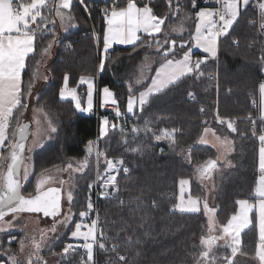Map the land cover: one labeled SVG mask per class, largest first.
<instances>
[{
	"label": "trees",
	"instance_id": "trees-1",
	"mask_svg": "<svg viewBox=\"0 0 264 264\" xmlns=\"http://www.w3.org/2000/svg\"><path fill=\"white\" fill-rule=\"evenodd\" d=\"M253 1L258 2L250 0L229 33L220 37L217 56L210 57L201 65L200 72L203 75L195 73L183 77L164 91L154 94L143 110L135 113L136 118L126 125L119 118L108 116L121 126L109 129L103 138L98 136L97 148L105 153V156L99 157L98 170L100 173L105 172L106 158H123L124 163L115 174V197L104 199L98 204L99 234L103 232L106 247L99 249L98 246L97 264L122 263L118 260L119 255L127 258V264H195V258L202 251L200 237L206 231L205 217L201 212H180L173 206L176 204L180 179H189L191 194L200 195L202 189L197 181V168L209 159H216L215 149L198 141L206 127L232 138L235 144L229 155L232 166L217 179L219 183L214 191L216 219L226 223L236 210L237 200L255 199L253 190L259 175L260 145L257 137L252 134L253 125L249 114L251 117L256 116L258 136L264 124L257 119L258 107H253V101L257 102L259 84L264 78L261 71L264 67L261 63V57H264V32L257 29L261 22L260 10ZM150 7L155 15L167 18L163 25L164 32L156 38L167 34L168 23L189 13L190 25L180 34L187 35L191 40L195 12L199 8H192L190 0L184 2L178 14L172 3L169 6V0H157ZM89 10V17L80 8H77L78 17L71 11L76 27L57 37V50L50 62V82L37 95L40 106L48 109L47 112L52 116L56 131L49 141L35 151L33 160L36 168L43 164L45 166L44 161L48 165H62L66 158H82L86 155V145L89 141L93 143L98 135L99 121L94 115L81 114L71 100L59 97L65 74L69 77L70 87L77 86L80 76L95 78L98 90L102 87L111 90L121 115L126 116L130 94L128 84L135 95L147 84L163 59L155 57L142 84H133L130 78L136 72V64L149 55L147 47L142 45L143 40L149 38L144 35L142 42L135 48L111 47L107 51L109 57L104 54L103 71H97L105 20L98 15L95 7ZM257 15L258 24L255 20ZM93 30L98 34L97 41L92 35ZM44 34L46 31L37 34L35 51L26 59V67L22 72V104L25 101L24 91L32 84L35 66L47 45L46 41H42ZM189 93L193 95L189 96ZM201 106L204 107L203 113L199 109ZM55 110L58 112L55 113ZM19 112L20 107L18 111L14 110L11 120L10 130L14 136L22 120ZM217 113L225 118L237 117V131L231 132L227 125L218 124ZM100 115L104 117L107 113L100 112ZM164 127L178 130L174 140L168 138L156 141L155 136ZM133 128L139 131L133 133ZM131 148H139L140 151L133 153ZM124 168L128 169L127 173ZM93 179L92 160L83 173L75 176L72 211L77 217L80 211L87 208L88 184ZM257 242V231L253 223L241 234L239 252L253 258ZM60 251L62 253L63 249ZM220 258L217 264H225L224 257ZM2 261L7 262L0 255Z\"/></svg>",
	"mask_w": 264,
	"mask_h": 264
},
{
	"label": "snow or ice",
	"instance_id": "snow-or-ice-1",
	"mask_svg": "<svg viewBox=\"0 0 264 264\" xmlns=\"http://www.w3.org/2000/svg\"><path fill=\"white\" fill-rule=\"evenodd\" d=\"M83 3V0H81ZM192 8H196V0H191ZM215 3L220 5L218 8H200L195 12V33L191 35L190 41H184L182 38L179 43V50L182 53L180 58H177V40L165 34L164 42L161 43L160 39L156 38L157 34L164 32L163 25L165 24L166 17H159L154 14L153 9L145 4L139 7L134 0H128L125 7L113 6L111 11L104 10V20L106 28L103 33V46L104 51L107 52L113 44L132 45L134 48L138 43H141L140 33H144L150 38L148 47H152L153 43L156 45L155 51L161 54L163 59L159 62V67L155 70V75L151 77V83L148 84L144 91L139 93V96L130 94L127 101V112L133 113L139 107H143L149 102L154 94L160 93L167 89L170 85L175 84L181 78L199 73L201 65L206 62L209 57L215 58L217 56L218 44L220 37L229 33L230 28L238 20L241 11L246 9L250 0H215ZM51 4V6H50ZM72 0H31V2H20L17 0H0V148L5 146V141H8L9 154L7 157L0 155V161L7 162L6 171L0 172V222H5L8 227L12 226L11 221H5V217L11 213L13 220L16 219V213L30 212L42 213L45 217L56 218L61 215V190L57 187H47L45 184L52 179L51 175L45 176L41 174V179L38 180L35 193H29L27 196L21 192L20 168L24 162V151L26 145L25 131L28 125H19L17 138L9 140L10 122L14 116V110L18 111L19 107H27L22 105V72L26 67V59L29 54L35 51V42L37 34L47 31L49 23L48 17L43 14V9H48L49 12L54 11L55 15L59 18L62 26L71 25L73 17L70 14ZM171 7V0H169ZM258 7L260 10V24L261 32H264V0H258ZM67 10V11H65ZM180 11L177 6L176 14ZM190 18V17H189ZM55 23V21H51ZM35 25L36 27H33ZM172 32L183 31V27L178 30L171 29ZM54 36V33H53ZM71 47V44L68 45ZM52 47V42H49L46 48L43 49L44 53ZM187 47V50H184ZM195 47L201 49L207 56L199 58L195 61L192 59L191 49ZM147 57L145 60L147 61ZM261 63L264 64V57H261ZM105 62L102 59L100 62L99 70L103 71ZM149 67L144 64L141 68L140 77L137 83H141L144 79V69ZM264 72V67L261 68ZM69 77L65 74L64 86L60 89V97H71L75 103V107L82 112L90 111L92 108V94H93V81L91 78L86 79L80 77L81 84H87L88 88V107L81 106V101L76 95V89H69L67 87ZM106 94V99L111 100V103L117 105V100L114 94L105 87L103 89ZM260 93V108H259V121L264 124V82L259 84ZM189 93V96H192ZM255 104V101H253ZM38 111L43 112V109ZM200 111L203 113L204 109ZM117 116L121 115L119 107L116 108ZM19 118L17 117V120ZM249 119L252 121V134L256 136L259 141V158H258V178L256 180L253 194L255 199H239L236 201V211L228 218L226 223H220L216 219V209L209 207L207 200L203 201L204 213L207 216V229L208 235L200 237V244L202 251L199 256L195 258V264H217L216 257L213 255V249L219 240L231 239L232 243L228 245L231 248V256L224 257L227 264H234L233 257L236 256L239 250L241 232L248 228L249 225L255 224L258 231V240L256 244V258L260 264H264V127L260 128L259 135L257 136L256 124L257 120L252 119L249 114ZM216 122L221 125H227L231 132H236L235 121L230 118L221 117L218 113L216 115ZM112 129L116 128L115 124L110 126ZM49 128L51 132H55V127L51 126L49 120ZM151 131V129H147ZM109 131V123L107 119L103 120L100 128V138L107 135ZM139 129L133 128L132 132L136 133ZM176 128L164 127L159 129V135L155 136L156 141L161 139L171 138L174 140ZM212 132L213 136L223 149L222 155L226 157L227 153L232 150L233 142L227 136L221 138L217 136L215 131L209 128H204V133ZM202 143H208L204 137H201ZM127 143V141H125ZM216 146V145H214ZM133 153L140 151L139 148H131ZM93 151L92 141H89L88 153L91 155ZM96 156L99 159L105 156V153L97 149ZM220 157L216 159H209L203 165L197 168V172L201 179H209L213 172L218 168ZM230 163V161H225ZM123 158L119 160L107 159L105 168V177L103 178V187H115L117 176L113 175L114 171H118V166L123 165ZM88 166V159L80 163V166L73 169L74 171H83ZM72 169L73 166H67ZM58 171L61 169H57ZM49 170H45L48 172ZM127 173L128 169L124 168ZM28 177V169L24 168V179ZM98 178H100L98 176ZM65 182L60 181L63 185ZM180 198L179 202L173 207L185 212H198L200 211V198H193L191 195L185 200L184 192L189 185V180L180 179ZM92 185H89L91 188ZM107 195V192L104 193ZM67 200L71 206L73 201V194L71 191L67 193ZM93 210V204L89 200L87 203V210L79 212L81 221L88 216V213ZM71 211V209H70ZM71 220V215H65L63 221L59 223L67 224ZM98 220H92L90 223L77 222L75 230L71 232L72 237L82 238L84 243L82 247L87 250V260L92 264L94 260L93 248L94 245L99 246L100 249H105L106 245L103 239V232L97 236ZM219 229V235L215 234ZM2 230V229H0ZM55 232V225L51 229ZM43 235L41 241L36 242L33 240V247L38 252L43 243ZM21 250L25 246V241L20 242ZM72 248L68 245L63 249V253L67 254ZM115 251V246L113 247ZM12 264H18L14 256L10 257ZM40 257H36L34 261L32 255L29 256L27 264H36ZM118 260L122 264H127V258L124 255H119ZM7 264V262H5Z\"/></svg>",
	"mask_w": 264,
	"mask_h": 264
},
{
	"label": "rangeland",
	"instance_id": "rangeland-1",
	"mask_svg": "<svg viewBox=\"0 0 264 264\" xmlns=\"http://www.w3.org/2000/svg\"><path fill=\"white\" fill-rule=\"evenodd\" d=\"M147 1H148V3H146ZM155 1H157V0H137L134 2L139 3L141 6H144L145 4H148L149 6H151L152 4L155 3ZM52 2H56V0H52ZM253 3L255 5H258L257 1H253ZM50 6H51V4H50ZM119 7H125V6L121 5ZM77 8H80V9H82V11H84L79 2H77L76 0H72V6H71V10H70L71 16L73 13L74 15H76L78 17ZM89 9L90 8L87 9L88 13L90 11ZM65 11H67V10H65ZM71 11H72V13H71ZM43 14L48 17L49 23L47 25L48 30L46 31V34L42 35V37H43L42 41H46L47 45L49 44V42H52V47L48 50L47 53H44V52L41 53L40 59L35 66V70H34V74H33V82L27 88V90L24 91V94H23L25 101L22 105H27V107L21 106L20 112L18 114V115H20L19 116L20 119L24 118L26 121L28 119H30L32 121V127L30 130V137L26 143V149L24 152V162H23V165L21 168V173H20L21 180H22L21 181V183H22L21 184L22 185L21 192H23L22 194H24L25 196H27L29 193H35L37 182H38V180L41 179V174L44 173L45 176L51 175L52 179L49 180L47 184H45V188H47V187L60 188L61 197H62L61 198V206H62L61 207V215L59 217L52 218V217H45L44 215L42 216L41 213L20 212V213L15 214L16 219L13 220V218H12L13 214L9 213L5 217V221H11L12 226L8 227L5 222H0V229H2V230H0V255L5 257L9 264H12V260L10 259V257H12V256H14L16 258L18 264H27V261H28L30 255H32V258L34 261L36 260L37 256L40 257V259L36 262V264H60L61 259H62L60 249H63L65 243L66 244L68 243L67 236H66L67 232L70 229H72V231L75 230V224L77 222H82L81 219L79 220V213H78V217H77L76 213L74 211H72V209H74V207H73V204H71V206L69 205V202L67 200V193H68V191H71L72 193H74V191L76 189L74 186L75 185V176L77 174L83 173L89 167L92 160H93L94 171H95V163L98 164V161H99V159L96 156L97 150L94 146L96 144H95V142H93L92 143L93 151H92L91 155H89V153H88L89 144H87L86 148H85L86 155L83 156L82 158H79V159L66 158L62 165L61 164L48 165L47 162L44 161L45 166L43 164V165H39V167L36 168V165L34 164L33 155H34L35 151H37L41 146H43L47 141H49L53 137V135L55 134V132L50 131L49 120L51 121V126L55 127V129H56V124H54V122L52 121V116H50V114L47 112L48 109L43 108L38 103L37 95L41 91H43L47 87L46 85L50 82L51 78H50L49 72L52 71V67L50 66V62L52 61L54 54L57 50V47H56L57 37L59 35L66 33L69 30L76 27L74 19L71 21V25L62 26L59 18L55 15L54 11L49 12L47 9V11H43ZM85 14L87 15L86 12H85ZM88 17H89V15H88ZM189 17H190L189 13H185V14L177 17V19L173 23H168L167 30H166L167 34L171 38H175L177 40V52H176V54L180 51L178 46H179L181 38L184 41H189V37L187 35L180 34V31L172 32L171 29L176 28L179 30L181 28V26L182 27L185 26V28L189 27V25H190L189 24ZM53 20L55 21L54 24L51 23V21H53ZM255 20L258 24V22H259V16L258 15L256 16ZM79 21H80V19H79ZM33 27H36V26L33 25ZM184 29H183V31H185ZM257 29L259 30V26L257 27ZM94 32L97 34V32L95 30H94ZM53 33H54V36H53ZM38 34H41V33H38ZM165 34L163 35V37L159 38L162 44L164 42ZM97 37H98V34H97ZM44 38H46V40ZM94 39L97 41V38L94 37ZM149 42H150V38H145L143 40L142 45L144 47H147L146 52L149 55L144 56L136 64V69H135V71H137L136 75L137 74L140 75L142 66L144 64L149 65V67L144 69V77H145L144 79H146L147 74L149 72V69L151 68V66L153 64V62H152L153 59H155V57L163 58L162 53L161 54L156 53V51H155L156 45L154 43H153L151 48L148 47ZM47 45H46V47H47ZM100 47H101V50L99 53L100 56L98 55L97 71H98L99 66H100V62H101L100 60H102V59L104 60L105 59L104 54L107 53V52L105 53L104 46L102 47V44ZM141 48H138V49L141 50ZM181 55H182V53H180L176 56H177V58H180ZM106 57H109V56H106ZM145 57L148 58L147 61L145 60ZM263 74H264V72H263ZM80 77L78 79L77 86L70 87L67 84V87L69 89H72V88L76 89V95H77L78 99L80 101L83 100V105L81 103V106L84 108H87L88 107V101H89L88 88H87L86 83L82 84L83 86L85 85L84 87L87 90V94L85 96H82L79 94L80 93V87H81L80 86ZM83 77H85V76H83ZM87 78H93V77H87ZM138 78L141 79L140 76H138ZM93 79L95 80V78H93ZM63 83H65V81ZM63 83H62V85L64 86ZM62 85H61V87H63ZM104 88L105 87H102L100 89V93H99L97 87L95 86V84L93 82V94H92V108H91V110H95L96 108H100L101 110H103L105 104L111 102V100L106 99V94L103 91ZM66 97L68 99L72 100L71 97H69V96H66ZM190 99L192 100V97ZM256 103L257 102L255 101V104ZM73 104L75 106L74 102H73ZM257 107H258V105H257ZM201 108L204 109V107H202V106L199 109H201ZM39 109H43V112L38 111ZM54 112L57 113L58 110H55ZM79 112L82 113V111H79ZM86 112H88V111H86ZM257 114H258V112H257ZM134 116H135V114H134ZM232 119L236 120L238 123L237 117H234V118L232 117ZM252 119H256V116H253ZM103 120H105V118L102 117L100 119V124H99V126H100L99 127V135H100L101 123ZM216 135L220 136L221 138L225 137V135H221L218 133H216ZM202 136L204 137V139H206L208 141V143H202L201 142ZM228 139H230L233 142V144H232V150L230 152H228L226 157H225L224 155H222L223 149L219 146V143L216 140V137L213 136L212 132L210 131L208 133H204V130H203L198 141L201 144H206V145L212 146L215 149L216 158L220 157L219 162H218L219 168L213 172L212 176L209 179H201L200 176L198 175L197 181H198V183L202 189V192L200 193V195L193 196L191 194L190 181H189V185L187 186V188L184 192L185 200L188 198L189 195H191L193 198H200V201H201L200 202V211H198V212H201L204 215L205 220H206V231L204 233L205 236L208 235V229H207L208 221H207V216L204 213L203 201L206 199L209 207L215 208L217 210L216 206L214 205V191H215V189L219 183V181L217 179L220 177L222 172L228 170L232 166V162L229 159V155L233 152L235 144H234V141L232 138L228 137ZM12 140L14 141L15 137ZM214 145H216V146H214ZM8 149H9V147L7 148V151H6V154L4 155V157L8 156V154H9ZM60 157H61V155H60ZM86 157L88 159V166L83 171H79V172L74 171L73 169L79 167L80 163L82 161H84ZM55 159H57L56 155H55ZM226 160L230 161V163H226L225 162ZM7 162H9V161H0V172L6 171ZM69 164H71L73 166L72 169H69L67 167ZM25 167H27V169H28L27 179H24V168ZM58 168L61 170L58 171L57 170ZM118 168H119V166H118ZM46 169L49 171L45 172ZM116 172L117 171H114L112 174L115 175ZM61 180L65 182L63 185L60 184ZM187 180H189V179H187ZM89 185L90 184H88V187H89ZM83 195H85V193ZM180 195H181L180 185L178 183L176 203L179 202ZM77 204L79 205L80 203H77ZM77 204H75V205L77 206ZM70 209H71V211H70ZM80 209H82V208H80ZM177 210L180 212H185V211H181L179 209H177ZM65 215H71V220L68 221L67 224L57 222V221H63ZM215 215H216V213H215ZM99 221L100 220L98 219V224H99L98 226H100ZM73 222H74V226H73ZM54 225L56 228L55 232L51 231V229L53 228ZM256 231H257V229H256ZM71 232L69 233V239L72 240L73 242H76V244L80 243L81 245H83V243H84L83 239L72 237ZM242 232H241V234H242ZM215 234L219 235V229H217ZM241 234L239 236L240 242H241ZM7 235L9 236L8 237L9 239L7 238ZM42 235L44 237L43 243H42L41 248L37 252L33 247V240H35L36 242H40ZM98 235H99V231H98ZM257 239H258V231H257ZM21 240L25 241V246H24L23 250H21V246H20ZM258 242H259V240H258ZM231 243H232L231 239H228L227 242L225 240H219L217 242V245L213 249V255L216 257V261L221 260L220 257H225V254H226V256H231V248L228 247V245ZM255 253H256V249H255ZM233 261L236 264H260L259 260L256 258V255L253 258H248V257H245L243 254H241L239 252V250L237 251L236 256L233 257ZM0 264H5V262L2 261V262H0ZM87 264H89V262ZM112 264H122V263H112ZM225 264H227L226 261H225Z\"/></svg>",
	"mask_w": 264,
	"mask_h": 264
},
{
	"label": "built area",
	"instance_id": "built-area-1",
	"mask_svg": "<svg viewBox=\"0 0 264 264\" xmlns=\"http://www.w3.org/2000/svg\"><path fill=\"white\" fill-rule=\"evenodd\" d=\"M77 2L80 3V5L82 6L84 12L88 14L87 9L91 8V7H95V9L98 12V15L104 19V10L108 9L109 11H111V9L113 8V6H121L124 5L126 6L128 0H83V3L81 2V0H76ZM137 1V0H134ZM186 0H171L173 9L176 11L177 6L180 7L184 4ZM191 1V0H190ZM148 3V1L146 2ZM192 4V2H191ZM196 8H203V7H210V8H218L220 5L215 3V0H196ZM92 35L97 38V34L94 32V30L92 31ZM235 43H237V41H234ZM106 56H109V53H106ZM204 56H207L206 54L200 53V54H192V59L193 61L199 59V58H203ZM210 58V57H209ZM208 58V59H209ZM207 59V60H208ZM264 82V78L262 80ZM80 93H84V90L81 89ZM253 107L257 108V103L254 104L253 103ZM116 106H112L110 104H107L104 106V111H101L100 108H97L96 110H94L93 112L90 113V115H94L96 117V119L99 121L98 125H97V129H98V135L96 137V140L94 141L96 145L95 148L96 150L97 148V139L99 136V124H100V119L102 118L100 115V112H105L107 113L105 117V119H107L108 123H109V129H112L110 126L112 124H115L116 126H121L120 124H118L117 122H113V120H111L110 117H108L109 115H111L112 117L115 118H119L121 120V122L126 125L128 123H130L132 120H134L136 117L134 115H126V116H122L119 115L117 116L116 113ZM201 112V111H200ZM235 121V127H237V121ZM98 176L100 178H98ZM105 177V172L104 173H100L98 170V164L95 163V171H94V179L92 180V182L90 183V185H92L91 188H89V198H88V202L89 200L91 201V203L93 204V210L91 212L88 213V216L85 217L83 219V223H90L92 220H98V204L100 201L104 200V199H112L115 197L114 195V187L109 186L108 188L103 187V178ZM107 192V195H104V193ZM87 202V203H88ZM87 210V208H86ZM99 225V224H98ZM100 229V226H98L97 228V236L99 238L98 235V231ZM71 245L69 243H65L63 249L68 246ZM97 252H98V244L94 245L93 248V253H94V260L92 262V264H97ZM68 255L64 261V264H87V251L85 250L84 247H82V245H75L72 246V248L69 250V252L66 254Z\"/></svg>",
	"mask_w": 264,
	"mask_h": 264
},
{
	"label": "crops",
	"instance_id": "crops-1",
	"mask_svg": "<svg viewBox=\"0 0 264 264\" xmlns=\"http://www.w3.org/2000/svg\"><path fill=\"white\" fill-rule=\"evenodd\" d=\"M20 2H31V0H17V3H20ZM139 7H143V6H141L139 3H136ZM207 8H210V7H207ZM200 10V9H199ZM198 10V11H199ZM196 22V21H195ZM163 27V26H162ZM105 28H106V24H105V21H104V29H103V33H104V30H105ZM185 28V26L183 27V29ZM184 30H186V28L184 29ZM181 33V32H180ZM195 33V25H194V29H193V34ZM140 36H141V38H142V36H144V35H146V34H144V33H140L139 34ZM158 35V34H157ZM147 36V35H146ZM102 40H103V35H102ZM189 41H190V39H189ZM113 46H118V47H130V46H132V45H123V44H113L112 45V47ZM184 50H187V47L184 49ZM191 51H192V54H194V53H196V54H200V53H203V54H206V55H208L207 53H204L201 49H198V48H195V47H193L192 49H191ZM181 52L179 51L176 55H178V54H180ZM30 55V54H29ZM159 67V66H158ZM137 72V71H136ZM136 72H135V74L133 73L132 75H131V77H133L132 79L130 78V80L133 82V84L134 85H140V84H142V82L144 81L143 79L141 80V83H137V80L138 79H140V78H138V76H140V75H136ZM155 75V71H154V73H153V75L152 76H154ZM151 76V77H152ZM151 77H150V79H149V81L147 82V84L142 88V89H140L136 94H135V96H139V93L141 92V91H144L146 88H147V86H148V84H150L151 83ZM86 79H88L87 77H85ZM92 80H93V82H94V84H95V86H96V81L93 79V78H91ZM263 82V81H262ZM64 84V83H63ZM129 85V87H130V89L132 88L131 86H130V84H128ZM63 86V85H62ZM80 90L81 89H83L84 90V93H79L80 95H82V96H85L86 94H87V90H86V88L80 83ZM97 87V86H96ZM62 88V87H61ZM60 88V89H61ZM98 89V88H97ZM98 92L100 93V89L98 90ZM59 93H60V91H59ZM59 97H60V94H59ZM61 98V97H60ZM61 99H63V100H70V99H68L67 97H64V98H61ZM72 101V100H71ZM127 101H128V99H127ZM81 103H82V105H83V100H81ZM107 104H110V105H112V106H116V105H114V104H112L111 102H109V103H107ZM107 104H105V105H107ZM257 105H258V119H259V115H260V112H259V108H260V93H258V99H257ZM127 108V107H126ZM97 109V108H96ZM95 109V110H96ZM101 110V109H100ZM105 109H103V110H101V111H104ZM94 110H90V111H88V112H82L81 114H84V115H90V113L91 112H93ZM140 111V108L139 107H137L135 110H134V112L133 113H128L127 112V115H134L136 112H139ZM103 118H105V117H103ZM22 119H24V118H22ZM24 121H25V119H24ZM23 122V120H20V124ZM10 127H11V122H10ZM15 136H14V132H12V130H10V128H9V140H12L13 138H14ZM7 148H8V141H5V146L3 147V148H0V155H2V156H4L5 154H6V151H7ZM9 150V149H8ZM258 157H259V151H258ZM7 166V165H6ZM22 181V180H21ZM43 216V215H42ZM67 240H68V243L69 244H71L72 246H75V245H81L80 243L79 244H76V242H73L72 240H70L69 239V234H68V236H67ZM68 255H66V254H64L63 252L61 253V261H63V260H65L66 259V257H67ZM60 264H61V262H60Z\"/></svg>",
	"mask_w": 264,
	"mask_h": 264
},
{
	"label": "water",
	"instance_id": "water-1",
	"mask_svg": "<svg viewBox=\"0 0 264 264\" xmlns=\"http://www.w3.org/2000/svg\"><path fill=\"white\" fill-rule=\"evenodd\" d=\"M23 120V122L20 124L19 123V125H28V128L26 129V131H25V135H26V140L24 141V143H25V145H26V143H27V141H28V139H29V137H30V130H31V127H32V121L30 120V119H28L27 121L25 120L24 121V119H22ZM18 125V126H19ZM18 126H17V129H16V132H15V139L17 138V132H18ZM26 149V148H25ZM25 152V151H24ZM21 168H22V166H21ZM21 168H20V173H21ZM20 180H21V175H20ZM22 184V183H21Z\"/></svg>",
	"mask_w": 264,
	"mask_h": 264
},
{
	"label": "bare ground",
	"instance_id": "bare-ground-1",
	"mask_svg": "<svg viewBox=\"0 0 264 264\" xmlns=\"http://www.w3.org/2000/svg\"><path fill=\"white\" fill-rule=\"evenodd\" d=\"M64 244V243H63ZM100 249V248H99ZM98 259V258H97Z\"/></svg>",
	"mask_w": 264,
	"mask_h": 264
},
{
	"label": "flooded vegetation",
	"instance_id": "flooded-vegetation-1",
	"mask_svg": "<svg viewBox=\"0 0 264 264\" xmlns=\"http://www.w3.org/2000/svg\"><path fill=\"white\" fill-rule=\"evenodd\" d=\"M41 215H43V214L41 213Z\"/></svg>",
	"mask_w": 264,
	"mask_h": 264
}]
</instances>
